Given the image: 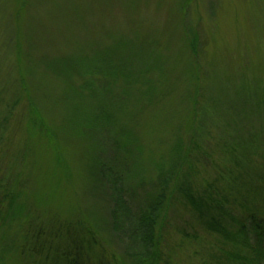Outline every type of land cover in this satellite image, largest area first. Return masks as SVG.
Segmentation results:
<instances>
[{"label":"rangeland","instance_id":"obj_1","mask_svg":"<svg viewBox=\"0 0 264 264\" xmlns=\"http://www.w3.org/2000/svg\"><path fill=\"white\" fill-rule=\"evenodd\" d=\"M263 89L264 0H0V264L36 228L116 264H264L230 239L264 219Z\"/></svg>","mask_w":264,"mask_h":264},{"label":"trees","instance_id":"obj_2","mask_svg":"<svg viewBox=\"0 0 264 264\" xmlns=\"http://www.w3.org/2000/svg\"><path fill=\"white\" fill-rule=\"evenodd\" d=\"M257 105L258 108L264 106V99L261 103H257ZM259 110L261 109H258L255 114L259 115L261 113ZM243 114H245L249 121H252L255 115H248L249 113ZM222 116L233 123L238 121L236 119H239L237 115L234 117H232V115ZM206 124H209V119L206 121V115L202 114L201 132H203L202 126ZM223 127L228 128L225 125ZM255 137L258 140L261 138V136L257 134ZM241 139L244 142V138ZM233 149L237 150L238 148L233 147L232 150ZM253 149L254 148H251V150ZM248 222V229L241 224L236 232L230 233V239L237 246H241L244 249L250 248V241H254L255 249L261 250L259 244L264 242V219H256L255 216L251 215ZM36 229L37 230L25 232L26 242L24 248L28 249L33 254L32 264H116L115 257L112 253L109 251L111 255L107 257L106 249L102 248L101 245L95 241L96 238L93 237L92 232L88 229H81L76 232L71 231L66 234L53 230V233L49 234L51 238L49 239L50 241L43 240L48 236L47 230L41 228Z\"/></svg>","mask_w":264,"mask_h":264}]
</instances>
